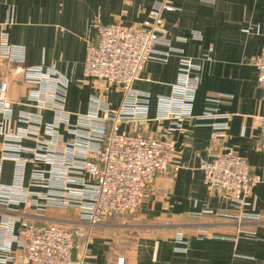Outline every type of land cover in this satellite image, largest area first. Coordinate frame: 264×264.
Masks as SVG:
<instances>
[{
	"label": "built area",
	"instance_id": "1",
	"mask_svg": "<svg viewBox=\"0 0 264 264\" xmlns=\"http://www.w3.org/2000/svg\"><path fill=\"white\" fill-rule=\"evenodd\" d=\"M170 0L154 4L140 26L122 22L97 25L96 37L88 43L87 76L121 87L118 107L92 93L85 112L67 108L70 79L57 66L26 64V47L10 40L15 10L0 21V264H86L94 227L111 216L134 213L141 205L150 182L158 172L179 166L174 162L172 135L194 116L210 119L211 159L202 162L205 183L230 195L235 212L193 211L232 218L233 234L202 229L198 237L257 239V231L246 226L260 215L249 206V196L260 180L251 173L247 158L222 144L231 114L219 104L229 93L207 97L200 114L193 107L202 80V63L173 44L164 29V11H173ZM246 33L252 30L245 29ZM259 32V28L255 30ZM194 40L203 38L193 31ZM189 37H178L187 42ZM165 49H158L157 46ZM212 52V48L209 49ZM179 59V69L170 94L158 95L154 117L150 116L151 92L135 86L151 61ZM258 84L264 88V47L256 56ZM27 84L24 95L10 96L11 81ZM15 102L21 104L18 109ZM167 121L156 135L139 131L149 120ZM123 122L130 130L121 131ZM261 146L264 148V113L260 116ZM10 163V178L6 179ZM65 210L76 219L49 215ZM183 231L175 235V250H188ZM124 264V257L118 258Z\"/></svg>",
	"mask_w": 264,
	"mask_h": 264
},
{
	"label": "crops",
	"instance_id": "2",
	"mask_svg": "<svg viewBox=\"0 0 264 264\" xmlns=\"http://www.w3.org/2000/svg\"><path fill=\"white\" fill-rule=\"evenodd\" d=\"M162 0H0V21L11 8L15 23L10 40L26 47V64L55 65L70 79L67 108L85 112L90 94L106 98L111 107L119 106L120 86L87 76L85 61L88 43L97 35V25L122 22L140 26L154 4ZM173 11H164V29L174 45L202 63V80L193 111L200 114L207 97L229 93L219 102L231 114L228 133L222 141L247 158L251 173L260 176L249 196L260 218L247 221L257 231V239L198 237L202 229L216 235L233 234L232 218L193 211L210 208L215 212H235L230 195L211 189L205 183L202 162L211 159L210 119L191 117L173 133L174 162L171 171L158 172L150 182L140 207L131 214L111 216L93 229L86 264H264V148L261 146L260 116L264 113V88L258 84L256 56L264 47V0H170ZM259 28V32H255ZM250 29L251 33L244 30ZM193 31L203 38L194 40ZM178 37H189L187 42ZM158 49H165L158 45ZM212 48V52L209 49ZM179 69V59L151 61L135 81V86L151 92L150 116L154 117L158 95L170 94ZM4 67L0 60V73ZM27 84L11 81L10 96L21 98ZM18 109L21 104L15 102ZM167 121L149 120L139 131L156 135ZM121 131L130 130L123 122ZM7 164L5 178H10ZM49 215L78 218L65 210H50ZM183 231L189 240L186 252L176 251L175 235Z\"/></svg>",
	"mask_w": 264,
	"mask_h": 264
},
{
	"label": "rangeland",
	"instance_id": "3",
	"mask_svg": "<svg viewBox=\"0 0 264 264\" xmlns=\"http://www.w3.org/2000/svg\"><path fill=\"white\" fill-rule=\"evenodd\" d=\"M69 213V215H73L74 216V214L73 213H70V212H68Z\"/></svg>",
	"mask_w": 264,
	"mask_h": 264
}]
</instances>
